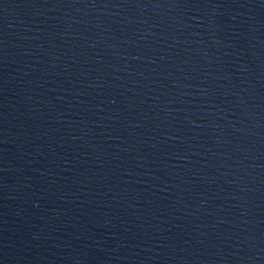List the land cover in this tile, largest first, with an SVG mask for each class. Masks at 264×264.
Wrapping results in <instances>:
<instances>
[{
  "label": "water",
  "instance_id": "95a60500",
  "mask_svg": "<svg viewBox=\"0 0 264 264\" xmlns=\"http://www.w3.org/2000/svg\"><path fill=\"white\" fill-rule=\"evenodd\" d=\"M0 264H264V0H0Z\"/></svg>",
  "mask_w": 264,
  "mask_h": 264
}]
</instances>
